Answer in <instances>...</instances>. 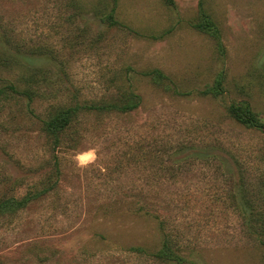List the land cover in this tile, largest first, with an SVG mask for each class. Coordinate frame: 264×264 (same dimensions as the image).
I'll use <instances>...</instances> for the list:
<instances>
[{
  "label": "rangeland",
  "instance_id": "obj_1",
  "mask_svg": "<svg viewBox=\"0 0 264 264\" xmlns=\"http://www.w3.org/2000/svg\"><path fill=\"white\" fill-rule=\"evenodd\" d=\"M174 1L118 0L122 26H111L114 0H0V78L26 63L59 93L37 97L36 113L72 92L116 94L119 75L142 96L129 113L82 115L79 142L56 152V191L0 221V264H178L154 254L164 234L197 264H264L243 209L262 210L264 127L227 112L246 100L264 122V0H203L223 57L194 26L201 0ZM156 68L171 81L144 73ZM219 72L222 94H203ZM46 141L24 101L0 98V191L21 196L38 181Z\"/></svg>",
  "mask_w": 264,
  "mask_h": 264
},
{
  "label": "trees",
  "instance_id": "obj_2",
  "mask_svg": "<svg viewBox=\"0 0 264 264\" xmlns=\"http://www.w3.org/2000/svg\"><path fill=\"white\" fill-rule=\"evenodd\" d=\"M117 1L118 0H114V6H112L111 10L104 15V20L111 26H122L121 21L115 16ZM164 1L169 5L175 6L174 0ZM205 8L204 2L201 0L199 4L200 16L196 20V23H194V26L203 32L211 34L218 55L223 57L226 53V49L221 39L220 28L214 20V17H212ZM16 60H18L19 63H22L21 59L15 57L14 61ZM22 66L25 68L24 70L11 69V72H14L13 77L0 78L3 81V85L0 86V98L7 101L20 100L26 103L27 112L36 115L40 120L41 130L47 138L46 143L53 152V156L48 163L43 165L47 171L39 177L38 181L29 185L28 190L23 195H8L7 190L9 189V186H13L11 184L2 190L3 192L0 191V221H5L8 218H13L16 215H19L32 201L43 196H48L56 191L59 182L58 178L61 173L60 160L56 152L61 146H67V144L73 145L79 142V137L75 135L74 129L77 123L80 122L82 115L94 113L106 115L113 112L129 113L138 109L142 103V96L135 91L130 79L128 78L127 80L126 78L125 80L122 75H119L115 79V82L117 81L115 86L116 94L107 96V92L100 98H93L80 102L76 99L77 93L72 92L70 97L52 101L46 107V114L41 115L36 113L33 104L37 97H44L52 94L50 93L51 90L49 88L51 77L47 76L48 73L44 71V69L37 70L26 63H22ZM144 73L158 84L164 85L166 80H170L162 70L157 68L144 71ZM224 79L223 72H219L214 82L208 85L202 93L213 97L221 95L224 91ZM171 86L175 91L180 92L174 84ZM187 94H189V92H187ZM58 96L59 93H53L51 95V100ZM227 112L234 120L245 126L258 128L264 127V122L261 120L258 113L253 110L250 102L246 100L230 103L227 107ZM48 167L50 168L49 170L47 169ZM54 177L56 179H53ZM20 180L23 181L24 179ZM262 181L264 184V177L262 178ZM40 183H42L43 186H39ZM247 208L249 210L246 211L247 214L245 216L249 219L250 227L259 232L261 236L260 240L264 248V192L262 195V210L257 211L255 205H252L251 203H248L247 206L243 207V209ZM154 254L168 263L174 262L182 264L188 262L191 264H197L191 262V260H189L184 254L180 253L176 248L174 249L168 236L165 234L161 247L155 251Z\"/></svg>",
  "mask_w": 264,
  "mask_h": 264
}]
</instances>
